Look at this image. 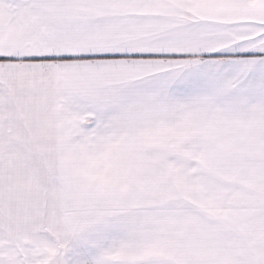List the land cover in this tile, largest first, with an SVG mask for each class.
<instances>
[{"label": "snow or ice", "instance_id": "1", "mask_svg": "<svg viewBox=\"0 0 264 264\" xmlns=\"http://www.w3.org/2000/svg\"><path fill=\"white\" fill-rule=\"evenodd\" d=\"M0 264H264V0H0Z\"/></svg>", "mask_w": 264, "mask_h": 264}]
</instances>
